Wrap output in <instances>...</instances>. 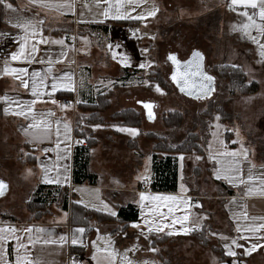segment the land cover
<instances>
[{
  "label": "crops",
  "instance_id": "obj_1",
  "mask_svg": "<svg viewBox=\"0 0 264 264\" xmlns=\"http://www.w3.org/2000/svg\"><path fill=\"white\" fill-rule=\"evenodd\" d=\"M45 2L53 6H42L40 3H33L32 0H15L14 2L13 0H6V3H10L13 6V9H8L5 3L0 2V97L5 95L9 97L7 102L0 99V151L5 152L6 127L11 129V135L18 141L19 145L17 150L19 158L15 163L11 164V172L6 171L4 168L0 169V180L7 183V189L4 195L0 196V199H7L15 190V185L24 179L22 177L23 171L29 170L32 175L30 177L33 179L30 193L37 190L39 184L45 186L67 185L70 194L76 195L74 198L70 196L71 201L78 203L82 201V205L96 210L100 209L98 211L103 213L109 214L103 210L101 202L108 204L117 214L120 207L135 203L138 210V219L127 223L126 226L120 225L119 228L117 223L113 222L97 223L89 235L83 234V243H78L82 247L72 248L71 238L74 230L85 227L71 223L70 209H63L58 204L52 209L53 211L50 215L43 217L40 221L31 220V213L25 206L27 198L31 195L29 194L23 202L24 211L21 215L14 214L8 210L0 211V227L14 226L19 230L16 235L26 244H28L29 234L24 232L23 229L29 226L34 229L39 227L49 229L52 233V239L66 236L68 243L43 244L42 240L47 238V233L33 231L31 234L33 239L39 237L41 242L36 243L34 246L28 244V247L33 257L42 260L43 264H69V255L75 251H81L84 254L85 260L83 264H97V261L93 259L94 254H96V246L115 250L117 255L113 264H126L124 260L125 254L132 264H145V262L147 264H232L233 261L236 264H264V230L257 234L237 231V225L243 227L246 224L253 223L250 219H243L242 213L245 210L249 217L264 216V197L258 194L246 195L248 184H230L227 180L223 178L217 179L216 177V169L221 167L220 161L227 162L232 159L221 154L233 148L237 149L239 146V142L229 145L227 142L230 141L227 140L226 135V141L221 143L223 146L222 152L213 149L215 139L210 132L206 156L202 157V155L194 154L200 157L198 160L201 161V164H206L205 169L201 166L196 169H203V172L207 173L212 191L204 190L202 186L201 188L198 186L200 182H207L203 172L199 176L201 179L198 177L199 181H197V184L195 183L197 187L192 189V184L189 185L184 179L180 171L181 166L178 165L179 163L177 164L179 168L177 190L173 192L153 190L151 188L153 161L150 153L152 148L143 149L144 143L148 140L143 136L138 140L139 149L136 152L139 153L141 150L144 153L143 156L146 154L151 156L150 169H146L145 172L142 169V175L138 177L134 186L127 188L122 186L118 181L120 180L118 175L112 173L115 168V160L125 163L135 162L136 160L137 163H141V159L128 147L129 139L137 135L133 136L128 132L120 131L121 135L116 137L115 143L112 142L111 147L102 150L104 158L100 159V162L103 160L101 163H97V159L93 156V148L98 143L97 137V143L90 149L89 166L93 172L97 173L98 182L91 184L74 180L75 148L78 145H82V142L77 143V141H81V136L76 134V122L79 114H82L78 104L95 101L97 96L102 93L110 92L112 94L115 92V96L118 89L115 87V83L120 85L122 83V81L116 82L115 78L121 74V70L124 67L138 71V74L131 76L129 80H132L134 76L148 74L154 64L151 58L150 44L156 42L157 32L166 28V24L169 21L191 18L192 14H196L197 10L194 11V9L197 8V1L135 0L133 3H128L125 0L119 10L133 17L132 19L113 18L117 11L115 0H111L113 5L112 12L107 17L103 15V12L109 5L105 3L97 5L96 0H45ZM217 8L226 9L228 14L232 13L233 15L237 14L233 11L235 9L245 10L250 14L254 11L251 8L244 9L239 6H233L231 5V0H220ZM153 11L155 15L149 16L148 13ZM211 11L213 10H207L203 14H208ZM255 11L258 12V9ZM138 16L144 18L136 19L135 17ZM256 19L259 22L258 16ZM235 20L238 19L235 18ZM27 21L36 25L35 34L31 30L26 33L24 29L16 27L18 23ZM41 21L43 22L42 24L39 23ZM119 21H130L133 24H120ZM232 25L234 27L238 26L236 22H233ZM69 33L72 34L71 37H68ZM25 36H27L26 51H30L33 45L36 46L37 51L33 54L31 62L27 60L12 61L10 58L11 53L19 50L20 44L23 43L22 37ZM56 39H63L64 44L52 43ZM42 40H47L48 42L42 43ZM125 56L129 59L127 65L121 63V58ZM5 64L9 68H26L28 74L21 75L20 79H17L11 73H4ZM142 64L146 66L140 67ZM33 72H38L41 76H47L44 81L45 86L41 88L39 97L33 96L31 90V74ZM64 73H69L72 76L75 82V91L64 87H58L55 91L52 90V77L59 78ZM22 80L29 82L28 87L22 85ZM37 80H39L38 77ZM66 82V80L61 81V83ZM127 90L139 94L140 97L137 104L143 108V110H139L147 123L150 119L147 118L144 107L138 102L152 101L150 100V90L143 87V85L129 86ZM58 97L72 98L75 101V107H65L56 103ZM113 98L110 100L112 101L111 109L119 104L116 99L113 102ZM33 100L36 101L33 105L36 121L50 124V133H45L43 127L28 129L26 132L25 129L33 123L31 115L26 118L25 116L13 114L19 111L18 104L28 105ZM152 102L154 103L155 101ZM128 107H132V105L125 106V108ZM5 109H8L7 113ZM117 110V108H114L112 112ZM144 121L141 129L144 132L151 131L145 130ZM57 122H60L61 134L59 137L56 135ZM65 123L71 128V132L68 134L71 136L70 140L65 138ZM111 127L116 128V130L118 127L136 128L123 125H113ZM91 129L93 132L96 130L100 134L104 132L94 126ZM136 129L140 132V128ZM225 131L227 130L225 129ZM241 140L243 142V150H246V145L248 144L243 139ZM142 141L143 144L141 145ZM58 142L60 144L59 149L56 148ZM86 143H88L87 140ZM45 148L49 149V151L45 152ZM65 149H68V151H65ZM247 149L250 155L248 158L249 162L255 165V167L251 168L252 175L258 177L264 174V162L253 158V151L249 147ZM116 153H122L123 156L118 159L115 156ZM167 154L171 155L170 153ZM58 155L63 158L57 159ZM127 158H129V161H127ZM110 161L113 162V166L107 171L103 166ZM42 165H47L50 169L48 172L50 180L60 179L61 182H45ZM64 165L67 166L66 173ZM240 167L242 169V177L247 181L249 169L242 165ZM64 176L67 177L66 180L63 178ZM217 180H222L233 188L234 194L226 193V188L221 186ZM144 181H146L145 184L143 183ZM183 184L186 187L182 188ZM141 192L149 195H174L187 200V206L181 204L180 209L174 215L180 217L184 214H190L189 222H186L185 225L177 223L171 229L164 227L163 231L149 233L148 225L144 221L159 218L158 216L153 217L149 213V207L152 206L151 201H144V207L142 208L139 195ZM160 210L167 213L166 206H162ZM65 213L67 214L66 216ZM4 215H10L11 217L7 218ZM197 217H203V219L197 220ZM171 220L172 217H168L163 223L170 224ZM193 222L198 223L199 227H195L194 230L189 231L187 234L180 231L185 226L192 228ZM259 222L255 221V223ZM134 223H139L140 228L133 227ZM204 223L210 224L212 229L209 247L201 245L191 235L193 231L200 230ZM170 231L174 234H169ZM163 235L168 237V242H157L156 245L152 243L155 237ZM242 236H246L248 239H242ZM225 237L228 239H224ZM231 238H236L238 243L243 244L245 248H235L233 246L237 255L220 260L218 258L219 255L211 247L212 245L219 246L226 254L224 245L225 243L230 244ZM251 243H258L261 246L250 255H245V249ZM15 247L16 240L10 238L6 244V258L11 264H15ZM153 248L157 249V251H151ZM101 255L103 254L101 253Z\"/></svg>",
  "mask_w": 264,
  "mask_h": 264
},
{
  "label": "rangeland",
  "instance_id": "obj_2",
  "mask_svg": "<svg viewBox=\"0 0 264 264\" xmlns=\"http://www.w3.org/2000/svg\"><path fill=\"white\" fill-rule=\"evenodd\" d=\"M197 8L194 9L196 14H192L191 18H183L181 20H172L166 24V28L157 32L156 42L150 44L151 47V58L153 61L152 70L146 75L134 76L132 80L127 83H121L124 85L118 86L116 94H111L110 100L113 98L119 103H115L118 110L124 109L127 105H132L130 108H135L137 110H143V108L137 104L139 99V94L130 90H127L129 86H141L150 90V100L155 101L157 107V115L153 119H150L147 123L143 121L145 125V130H151L152 132L166 137L173 145L181 143L190 132L196 131L200 134L202 139L207 136V122L201 117L200 113L207 109L209 104L214 102L215 112H214V124L212 127L211 134L214 135L213 149L218 152L223 151V146L221 143L226 141L225 135H227L228 130L232 132L229 135L230 142L229 145H233L234 142H239L237 149L229 148L228 152L236 151L243 152L241 145L243 139L247 142L249 147L254 154L256 160L264 162V57L260 55L261 48L260 44H264V36L255 33V28H249L247 33L242 30L241 26L247 22L246 17L242 14V10H233L237 14H228L226 9L221 10L217 8L216 3L210 7L212 2L203 4L200 0H196ZM207 10H213L208 14H203ZM250 14V13H249ZM237 18L238 20H235ZM235 20V21H234ZM233 22L238 25L234 27ZM235 24V23H234ZM165 27V25H164ZM161 28V27H160ZM161 34V36H159ZM255 37L256 43L251 37ZM194 51H199L203 54V70L209 75L215 77L214 81V91L206 97L197 99V96L189 95V89L185 88L181 91L183 86V81L177 82L172 80L173 73H176L178 68H174L173 63L168 59L169 54L176 55L177 59L180 61L179 72L183 73L188 71V62L193 60L192 53ZM189 59V61H188ZM224 66L233 65L241 67V69L247 74V80L249 83L255 81L258 83L257 91L252 93H241L240 91H232L231 84L228 78H223L219 76L214 71V66ZM195 70L194 68L192 69ZM156 72H161L165 83L168 85V89L159 86L162 91L156 90V85L158 83L153 82L152 89L148 88L147 85H152V80L156 76ZM201 80L200 76L192 77L194 86L191 88L193 93H198V84ZM154 102V103H155ZM112 104V101H111ZM113 109L110 107L102 113L107 121L111 120V115L116 111L112 112ZM117 110V111H118ZM139 110V111H140ZM170 110H180L185 115V120L183 125L179 129L169 128L164 125L162 117L163 114ZM142 113V112H141ZM219 116L220 119L217 120L216 117ZM217 124L220 125L217 128ZM118 124H107L101 125L97 129H102L104 132L92 131V127L95 125L86 126V131L91 134L95 140L98 138L97 145L93 148V156L97 159V163L100 162L101 158H104L102 154L103 149L111 147L112 142L115 143V139L118 135H121L116 128L111 127ZM225 128V129H224ZM111 129V131H110ZM89 131H91L89 133ZM110 131V132H108ZM11 129L6 127V140H5V152L0 151V169H6V171L11 172V164L15 163L19 158L18 141L15 140L11 135ZM150 132V131H146ZM142 136L139 137V139ZM147 138L146 143H144V150L147 147H154V142ZM130 140V139H129ZM129 142V141H128ZM153 142V144H152ZM139 144V142H138ZM143 141L141 142V145ZM1 147V146H0ZM129 147V146H128ZM209 148V145H208ZM247 150V158L241 154L238 159L240 160V165L245 166L246 169L251 167L252 163L249 162V152ZM3 149V147H2ZM131 149V148H130ZM132 150V149H131ZM148 150V149H147ZM141 163L129 162L125 163L120 160H115V168L112 173L118 175L119 183L124 187H132L136 184V181L140 175H142V169L145 172L146 169H150V155H144L143 151L140 150L139 153L133 150ZM4 153V154H3ZM151 153V152H150ZM179 154V155H178ZM193 154L185 155L183 153H171V155L176 159L178 165L181 166V173L188 184H192V189L197 187V181H199V176L206 168V164H201L200 160L197 159L198 156ZM160 157H165L167 153H160ZM118 159L123 155L122 153H116L115 155ZM183 156V160L180 157ZM129 158H127V161ZM103 160H101L102 162ZM100 162V163H101ZM142 164V165H141ZM113 166V162H107L104 164V168L108 171ZM201 166L203 169L200 173L197 172V167ZM148 167V168H147ZM179 169V168H178ZM147 170V171H148ZM22 177L24 179L19 184L15 185V190L10 194L7 199H0V211L8 210L14 214L21 215L24 211V200L31 194V186L33 185V179L29 170L23 171ZM204 176L207 178V182H200L198 186L203 189L212 191L210 188L211 182L207 177V173L204 171ZM8 174V172H7ZM11 175V173H9ZM12 176V175H11ZM199 177V178H198ZM201 179V178H200ZM196 183V184H195ZM182 185V181H181ZM186 187L183 184V187ZM56 205V204H55ZM53 205L52 209H54ZM210 234V242H211ZM168 240L163 242H168ZM198 241V240H197ZM199 242V241H198ZM209 245L205 247H209ZM153 243V241H152ZM200 243V242H199ZM201 244V243H200ZM156 245V243H155ZM202 245V244H201ZM214 247H219L212 245L213 251L218 254ZM219 255V254H218ZM220 259V255L218 257Z\"/></svg>",
  "mask_w": 264,
  "mask_h": 264
},
{
  "label": "snow or ice",
  "instance_id": "obj_3",
  "mask_svg": "<svg viewBox=\"0 0 264 264\" xmlns=\"http://www.w3.org/2000/svg\"><path fill=\"white\" fill-rule=\"evenodd\" d=\"M0 2L5 3L6 8L8 9H13L12 4L6 3V0H0ZM33 3H40L42 6H53L50 4H47L45 0H32ZM97 5H100L101 3L108 4L109 7H106L103 15L105 17L109 16L112 12V7L113 5L111 4V0H96ZM125 0H115V7L117 8L116 13L114 14L113 18L117 19H132L133 17L128 16L126 13L121 12L119 9L120 7L123 6V3ZM128 3H133L135 0H126ZM231 5L233 6H239L244 9L251 8L254 10L252 14H249L248 11H244L242 14L246 17L247 22L244 23L241 28L247 33V30L249 28H255V30L260 34L261 36H264V0H231ZM63 6V5H59ZM258 9V12L255 11ZM149 16L155 15V12H149ZM258 16L259 22H257L256 17ZM136 19H143L144 17L138 16L135 17ZM39 23H43L42 21ZM16 27L22 28L25 30L27 33L29 30L33 31V34H35V29L36 25H33L30 21L24 22V23H18ZM74 39V38H73ZM256 43H259V41H256V38L253 36L251 37ZM23 43L20 44L19 50L16 52L11 53L10 58L12 61H17V60H27L31 62L33 58V54L37 51L36 46L33 45L30 51H26V45H27V36L22 37ZM42 43H47V40H42ZM52 43L58 44V45H63L64 40L63 39H56L53 40ZM261 52L260 55L264 57V44H260ZM147 51V49H145ZM193 60L188 62V71L186 72H179V65L180 61L177 59L176 55L174 54H169L168 59H170L174 64L177 65V72L173 73L172 75V80L180 82L183 81V86L181 87V91H184L185 88L189 89V95H196L197 99H200L202 97H206L214 91V81L215 77L209 75L207 72L203 70V54L199 51H194L192 53ZM121 63L124 65H127L129 63V59L125 56L121 58ZM146 65H140V67H145ZM195 69L194 71L192 69ZM4 73H11L16 76L17 79H20L21 75H27L28 70L26 68H9L7 64H5L4 67ZM51 71V69H49ZM32 76V94L33 96L39 97L40 95V90L42 87H44V81L47 79V76H41L40 73L38 72H33L31 74ZM200 76L201 80L198 84V93H193L191 91V88L194 86V83L192 81V77ZM37 77L39 80H37ZM53 83H52V90L55 91L58 87H64L68 88L72 91H75V82L72 78V76L69 73H64L62 77H52ZM66 80V83H61V81ZM111 83V81H110ZM29 82L27 80H22V85L24 87H28ZM156 90L157 91H162L159 87V85H156ZM0 99L4 101H9V97L7 95L0 97ZM36 103L35 100H33L30 104L28 105H23V104H18L17 107L19 108V111L14 112L13 114L19 115V116H25L27 118L28 115H31L33 123L28 126V128L25 129L27 132L28 129H39L43 127V130L45 133H50L51 132V125L43 123V121H36V116L34 113V108L33 105ZM142 103L144 107L148 110V117L149 119H153V112H152V107L153 105L151 103H145V102H138ZM67 105H65L66 107ZM5 112H8V109H5ZM51 115V113H49ZM217 120L220 119L219 116L216 117ZM59 123L57 122V127H56V135L57 137L60 136V127ZM101 125L97 124L94 127H100ZM217 128L220 127L219 124L216 126ZM64 129H65V138L70 140L71 136L68 135L71 132V128L68 124H64ZM118 131L120 132H128L131 135L135 136L139 134V130L136 128H125V127H118ZM215 135V133L213 134ZM82 141H77V143H81ZM60 144L59 142L56 145V148L59 149ZM241 148L243 149V145H241ZM45 152H48L49 149L45 148ZM65 151H68V149H65ZM243 154L245 158H247V150H243V152H228L225 151L221 155L222 156H227L231 157L232 159L225 162L223 160L220 161L221 167L216 169V177L217 179H225L227 180L230 184H248L249 186L247 187L246 195H252V194H258L262 197H264V174H261L260 176H253L251 172V168L255 167V165H252L249 168V174L247 177V181H245L242 177V169L240 167V160L238 157ZM63 157L59 156L57 159H62ZM210 158H215V157H210ZM181 160H183V156L180 157ZM197 159H200V157H197ZM44 168V181L45 182H56L60 183V179L56 180H50L48 176V172L50 169L48 168L47 165H42ZM64 171L65 173L67 172V166L64 165ZM65 180L67 179L66 176L63 177ZM258 181V183H257ZM7 189V183L3 180H0V196L4 195L5 191ZM98 191V190H97ZM140 201L142 208L144 207L143 202L144 201H151L152 206L149 207V213L153 217L152 219H147L144 221L146 225H148V232L151 233L153 231L160 232L163 231L164 227L172 228L175 224L179 223L181 225H185L186 222H189L190 220V214H184L180 217H176L174 213L180 209V205H186L188 204L187 200H183L181 198H178L177 196L174 195H160V194H155V195H149L146 194L145 192H141L140 194ZM190 199V198H189ZM82 203V201H80ZM102 203L103 210L107 211L111 216H116L117 213L114 211L111 207H109L108 204ZM166 206L167 207V213L161 211V207ZM95 207V206H93ZM100 210V209H97ZM67 214L65 213V216ZM143 215V212H142ZM243 219L244 220H252L253 223L251 224H246L243 227L240 225H237V231L238 232H248L252 234H257L260 233L262 230H264V216L260 217H249L247 211L245 210L242 213ZM168 217H172L171 223H163L164 221L167 220ZM203 217H197V220H202ZM255 221H260L259 223H255ZM133 227L140 228L139 223H134ZM195 227H199V224L196 222H193V227H182L180 231H182L184 234H187L189 231L194 230ZM35 230L37 233H47V238H43L42 242L43 244H52V243H61L65 244L68 243V238L66 236H60L58 239H52V233L49 229L39 227V228H33L32 226H29L27 228H24L23 231L28 233V244L35 245L36 243L41 242L40 238L38 237L37 239H33L32 233ZM18 229H16L14 226H9V227H0V264H11V262L6 258L7 257V252H6V244L10 238L16 240V247H15V264H43V261L33 257L31 250L28 247V244L24 243L21 238L16 235ZM86 229L85 228H76L74 230L73 236L71 238V243L72 244H82V236L85 233ZM169 234H174L172 231L169 232ZM215 235V233H213ZM242 239H248L246 236H242ZM228 239V238H224ZM110 242V238H109ZM235 248H245L243 244L238 243L236 238H231L230 244L225 243L224 248L226 249V254L231 257H235L237 255L236 251L234 250ZM258 243H251L249 247L245 249L244 254L245 255H250L254 250H256L258 247H260ZM151 251L155 252L157 249L153 248ZM101 253L103 255H101ZM116 252L115 250H109V248L104 247L101 248L99 246H96V254H94L93 259L97 261V264H113V261L115 260L116 257ZM124 260L126 264H132V262L128 259L127 255L125 254ZM75 264V261L73 262ZM147 264V262H145ZM232 264H236L235 261L232 262Z\"/></svg>",
  "mask_w": 264,
  "mask_h": 264
},
{
  "label": "trees",
  "instance_id": "obj_4",
  "mask_svg": "<svg viewBox=\"0 0 264 264\" xmlns=\"http://www.w3.org/2000/svg\"><path fill=\"white\" fill-rule=\"evenodd\" d=\"M12 1V0H11ZM15 0H13L14 2ZM203 4L206 2H212L211 6L208 3V7H213L218 4L220 0H200ZM120 24L132 25L130 21H119ZM214 71L223 78H228L231 84L232 91H240L247 94L257 91L258 83L253 81L251 83L247 80V74L241 69V67L233 65L214 66ZM161 72H156V76L153 77L152 85H147L152 89L153 82L158 83L160 86L167 88ZM136 69L124 67L121 70V74L115 78L116 82L122 81V83L129 80L133 75H137ZM124 85V84H121ZM120 84L115 83V87ZM114 87V88H115ZM110 92L102 93L97 96V99L92 102L78 104L79 110L82 114H79L76 122V134L84 136L87 140V145H78L75 148V167H74V180L80 183L95 184L98 182L97 173L90 169V149L94 146L96 140L86 131L88 125H107L118 124L129 127L140 128V132L137 136L130 138L128 142L129 148L132 150H138V140L140 136L145 135L154 142V147L151 151L152 155V170L153 177L151 182V188L156 191L173 192L177 190L178 184V166L176 159L172 155L160 157V153H183V154H199L205 157L207 154L206 147L208 144V137L211 132V128L214 122L215 104L211 101L207 109L200 113L201 117L207 122V136L202 139L200 134L196 131H192L188 136L179 144L173 145L166 137L160 136L152 131L144 132L141 127L143 125V116L141 111L135 108H124L116 111L111 115V120L107 121L102 113L106 111L110 105ZM163 123L169 128L179 129L185 120V115L180 110H170L163 114ZM227 132V140L230 141L229 135L232 132ZM199 173V169H197ZM221 186L226 188V193L234 194V189L229 187L224 181L217 180ZM71 197H76L75 194H70L69 187L67 185L62 186H45L39 184L37 190L31 193L27 198L25 206L31 213V220L40 221L43 217L52 213V207L55 204L61 205L63 209H70L71 223L83 225L86 229V235H89L94 229L95 225L100 222H113L117 223L118 228L120 225L126 226L127 223L136 221L138 219V210L135 203H130L126 207H120L116 216L103 213L96 209L88 208L81 203L71 201ZM10 218V215H4ZM212 232L211 226L208 223H204L200 230L193 231L191 235L198 240L202 245H209L210 234ZM168 240L166 236H157L154 238L153 243L162 242ZM214 250L220 255V260L229 258L221 247H214Z\"/></svg>",
  "mask_w": 264,
  "mask_h": 264
},
{
  "label": "built area",
  "instance_id": "obj_5",
  "mask_svg": "<svg viewBox=\"0 0 264 264\" xmlns=\"http://www.w3.org/2000/svg\"><path fill=\"white\" fill-rule=\"evenodd\" d=\"M72 34L69 33L68 34V37H71ZM56 103L60 104V105H67V107H75V101L72 99V98H69V97H58L56 99ZM80 140L82 141V145H87L86 143V140H85V137L84 136H81L80 137ZM146 181H144L143 183L145 184ZM71 247L72 248H75V247H82V245L80 244H71ZM85 260V256L84 254L81 252V251H75V252H72L70 255H69V264H73V262L75 261V264H83V261Z\"/></svg>",
  "mask_w": 264,
  "mask_h": 264
},
{
  "label": "water",
  "instance_id": "obj_6",
  "mask_svg": "<svg viewBox=\"0 0 264 264\" xmlns=\"http://www.w3.org/2000/svg\"><path fill=\"white\" fill-rule=\"evenodd\" d=\"M171 61V60H170ZM188 61H189V59H188ZM172 62V61H171ZM173 63V62H172ZM181 64V63H180ZM173 66H174V68H177V65L176 64H174L173 63ZM181 65H179V67H180ZM141 102V101H140ZM142 102H145V103H151L152 105H153V107H152V112H153V116L155 117L156 115H157V107H156V105H155V103H153L152 101H142ZM143 107H144V105L142 104V103H140ZM144 109H145V113H146V116H147V118H149L148 117V110L144 107Z\"/></svg>",
  "mask_w": 264,
  "mask_h": 264
}]
</instances>
